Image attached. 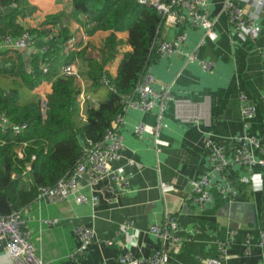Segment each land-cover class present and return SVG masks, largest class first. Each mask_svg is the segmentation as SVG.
<instances>
[{"label":"crops","instance_id":"0c3cea01","mask_svg":"<svg viewBox=\"0 0 264 264\" xmlns=\"http://www.w3.org/2000/svg\"><path fill=\"white\" fill-rule=\"evenodd\" d=\"M225 1L204 0L208 23L184 29L187 40L181 45V54L154 58L151 65L155 77L153 87L159 92L169 90L172 98L163 111L160 108L150 112L131 109L125 115L122 158L113 168L127 177L129 187H120L110 180L92 185L86 180L80 182L79 193L89 198L97 196V206L79 204L75 196H71L57 203L40 200L21 213L23 229L29 233L43 264H121L119 256L127 252L146 264L160 247V241L149 233V227L162 223L167 213L177 218L180 234L185 239L167 264H204L208 258L221 254L222 245L227 249L223 264H264V242L261 244L264 170L255 169L262 174L261 190H254L242 181L247 175L244 169L231 166L223 177L214 179L212 192L217 198L220 196L217 186L224 184L238 188V196L219 206L216 199L206 209L187 200L192 182L211 171V147H226L228 154H232L236 138L247 132L242 121V95L256 107L248 132L257 137L264 135V8L257 22L259 37L254 43L245 42L240 40L222 12ZM232 1L248 12L257 11L251 1ZM28 2L31 13L26 25L42 29L49 16L62 13L66 26L73 34L78 33L80 25L69 17L74 14L72 0ZM180 31L176 25L165 26L161 39L173 41ZM110 34L99 31L89 38L91 56H98V49ZM116 34L124 41L128 37L127 33ZM131 50L126 45L121 49L123 52ZM10 51L1 48V66ZM191 54L199 61L214 62L215 68L211 72L203 70L198 61H188ZM121 60L119 56L107 67L112 78L117 76ZM75 64L79 70H85L80 63ZM0 85L9 88L13 81L0 73ZM87 85L99 102L106 99L108 87L93 89L88 80ZM50 92L51 83L43 82L26 94L33 96L31 101H36L44 100ZM140 124L147 128L142 138L135 134ZM158 127L159 135L156 136ZM161 182L173 185L175 191L163 195ZM49 220H57V223L49 225ZM127 221H133L134 227L118 232ZM82 225L94 230L96 242L85 255L75 256L80 245L75 229ZM108 241L113 244L108 245ZM0 264H12L4 237H0Z\"/></svg>","mask_w":264,"mask_h":264},{"label":"trees","instance_id":"16d2710c","mask_svg":"<svg viewBox=\"0 0 264 264\" xmlns=\"http://www.w3.org/2000/svg\"><path fill=\"white\" fill-rule=\"evenodd\" d=\"M72 6L74 14L69 17L86 28L90 37L99 31L111 33L96 57L89 54V43L81 50L69 46L75 34L64 23V14L49 16L46 27L38 29L25 24L31 13L28 0H0V37H18L28 31L36 40L28 62L21 51L11 50L0 66L1 75L13 81L9 88L0 85V115L11 125L0 126V218L29 209L41 188H53L73 173L83 146L103 140L124 112V97L134 94L154 58L160 56L155 48L165 18L153 4L72 0ZM118 32L127 33L126 41L118 38ZM124 45L132 50L121 51ZM119 56L117 76L112 78L107 67ZM77 62L85 67L81 74L93 89L104 86V77L111 87L98 106L85 109V121L80 111V85L74 77L62 74L63 66ZM43 66L48 72L44 73ZM43 82L51 83L45 99L26 101V93ZM12 126L26 128L15 135ZM216 199L218 206L226 203L221 196Z\"/></svg>","mask_w":264,"mask_h":264},{"label":"built area","instance_id":"2783aa9c","mask_svg":"<svg viewBox=\"0 0 264 264\" xmlns=\"http://www.w3.org/2000/svg\"><path fill=\"white\" fill-rule=\"evenodd\" d=\"M140 4H153L158 12L165 18L164 26L170 24L181 28L177 38L173 41L160 39L155 48L156 54L171 58L182 53L181 45L187 40V34L184 31L187 27H200L208 23L209 14L203 10L204 0H171L170 3H164L160 0H137ZM253 6L257 7L256 12H248L245 8L237 5L232 0H226L222 7L228 21L235 28V32L240 40L245 42H256L259 37V29L257 22L264 8V0H248ZM89 34L87 29L79 27L77 34L73 35L69 41V46L76 50H81L88 45ZM36 40L28 31H25L18 37L10 35L0 37L1 48L9 50H19L25 52L30 48H34ZM44 47L42 50L46 49ZM35 49V48H34ZM188 61H198L203 70L211 72L215 68V63L211 61L198 60L195 54L188 56ZM44 73L48 72V68L43 66ZM62 74L74 77L80 85L81 93L79 97L81 118L86 120L85 109L88 106H98L99 101L93 97V94L87 88V80L83 77L76 64H67L62 68ZM104 86L110 87L107 78L102 80ZM155 77L151 73V66L145 72L142 81L136 87L133 95L124 97V112L118 115L114 126L109 129L102 141L97 143L89 142L83 146V155L77 163L73 173L62 179L53 188H41L37 199L47 200L50 203L64 201L71 196H75L77 203H88L97 206L98 197L91 198L79 193L80 181L83 175L88 177L87 181L96 185L101 181L110 180L116 182L120 187H129L130 182L126 176L119 174L114 170L115 162L122 158L124 148V137L122 128L125 122L127 111L133 109L141 112H150L155 108L161 111L166 107V103L171 99L169 90L159 92L153 87ZM242 121L247 131L243 136L236 138V146L233 148L232 154H228L226 147H211L209 156L211 171L202 179L192 182V190L187 200L198 205L202 209L213 205L216 198L212 192L214 179L218 176L223 177L225 170L231 166H239L244 168L247 175L242 179L243 182L249 183L254 190H261V173H257L255 169L264 170V135L257 137L251 135L248 131L251 127V121L256 115V107L246 101L244 95L241 96ZM0 126L4 129L10 127L9 121L0 115ZM15 135H20L26 126H12ZM146 125L140 124L135 134L142 138ZM159 135V127L156 129V136ZM209 143V142H208ZM21 156V153H20ZM34 159V157H33ZM133 164L134 161H131ZM30 169V168H29ZM238 189V188H237ZM233 186L219 184L217 191L224 201H230L238 196V191ZM160 190L163 195L175 191L173 185L166 182L160 183ZM22 212H14L8 217L0 218V237L6 239V251L12 264H43L42 258L38 255L37 249L30 241L29 233L23 229L24 221L21 216ZM49 225H54L57 220L47 221ZM134 227L133 221H127L120 226L118 232L130 230ZM76 234L80 238V245L75 252V256H83L87 250L96 242L95 232L87 226H78L75 229ZM149 233L160 241V247L156 249L146 264H167L171 255L182 247L185 239L181 236V228L177 218L167 213L162 223L154 224L149 227ZM262 245L264 242V232L261 233ZM112 245V241L106 242ZM225 245L220 248L218 257L208 258L204 264H223V260L227 254ZM247 251L251 252V245L247 243ZM121 264H141L142 261L134 258L131 252H127L119 256Z\"/></svg>","mask_w":264,"mask_h":264},{"label":"water","instance_id":"95a60500","mask_svg":"<svg viewBox=\"0 0 264 264\" xmlns=\"http://www.w3.org/2000/svg\"><path fill=\"white\" fill-rule=\"evenodd\" d=\"M35 51V49L34 48H30V49H28L27 51H25V53L23 54L24 55V57H25V61L26 62H28V60H29V56L33 53ZM2 64L0 63V66H1ZM88 179V177L86 176V175H83L82 176V178H77V180L78 181H80V182H83V181H86Z\"/></svg>","mask_w":264,"mask_h":264},{"label":"rangeland","instance_id":"374dc122","mask_svg":"<svg viewBox=\"0 0 264 264\" xmlns=\"http://www.w3.org/2000/svg\"><path fill=\"white\" fill-rule=\"evenodd\" d=\"M27 96H28L30 99H33V96H31V95H29V94H28Z\"/></svg>","mask_w":264,"mask_h":264}]
</instances>
